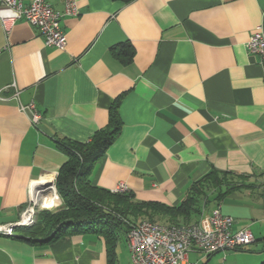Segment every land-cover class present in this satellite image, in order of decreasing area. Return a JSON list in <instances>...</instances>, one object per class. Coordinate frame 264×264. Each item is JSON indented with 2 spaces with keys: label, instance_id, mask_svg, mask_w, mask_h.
<instances>
[{
  "label": "crops",
  "instance_id": "1",
  "mask_svg": "<svg viewBox=\"0 0 264 264\" xmlns=\"http://www.w3.org/2000/svg\"><path fill=\"white\" fill-rule=\"evenodd\" d=\"M47 1L62 10V0ZM75 1L77 14L61 19L64 49L45 45L24 18L8 34L0 24V222L16 220L49 186L55 204L45 209L61 203L60 141L87 142L119 98L120 130L94 163L91 184L111 191L123 182L138 201L176 206L211 169L246 176L191 222L208 225L219 206L233 219L230 231L246 227L254 241L218 255L191 251L188 263L264 264V63L246 48L264 30V0ZM30 103L36 124L19 109ZM27 237L0 235V264H120L126 233L116 234L112 262L92 230L49 243Z\"/></svg>",
  "mask_w": 264,
  "mask_h": 264
},
{
  "label": "trees",
  "instance_id": "2",
  "mask_svg": "<svg viewBox=\"0 0 264 264\" xmlns=\"http://www.w3.org/2000/svg\"><path fill=\"white\" fill-rule=\"evenodd\" d=\"M130 1V0H124ZM129 57L132 48L122 45ZM119 98L112 104L108 123L95 131L87 142L60 141L67 159L55 178V187L61 198V207L55 211L40 212L37 223L19 228L32 242L49 243L59 236L82 231L100 234L107 247L109 261H113L116 234L125 233L139 219L157 221L156 215H167L173 223H190L193 213H200V206L210 200L219 201L226 194L246 185L248 178L227 172L209 170L193 182L185 198L176 206H165L157 202L138 201L131 193L112 192L91 184L90 174L96 160L112 143L120 130L117 113ZM235 177L239 181H232ZM213 192L209 199L208 193Z\"/></svg>",
  "mask_w": 264,
  "mask_h": 264
},
{
  "label": "built area",
  "instance_id": "3",
  "mask_svg": "<svg viewBox=\"0 0 264 264\" xmlns=\"http://www.w3.org/2000/svg\"><path fill=\"white\" fill-rule=\"evenodd\" d=\"M62 10L55 9L47 0H31L23 4L20 0H0V24L8 34L18 19L24 18L39 29L44 37V44L57 49H64L66 36L61 19L66 15H76L75 0H62ZM247 50L258 55L264 63V30L256 29L246 43ZM19 109L30 115V121L38 123L41 116L32 103L19 105ZM127 185L118 183L111 191L125 192ZM46 198L30 197L27 205L14 221L0 222V235L14 237L19 228L32 226L37 212L53 205L45 203ZM232 217L224 215L219 206L208 217V225L199 222L160 223L142 219L131 224L126 233L129 249V264H189L188 254L200 251L207 254L226 250L240 249L254 241L250 229L244 227L231 232Z\"/></svg>",
  "mask_w": 264,
  "mask_h": 264
},
{
  "label": "rangeland",
  "instance_id": "4",
  "mask_svg": "<svg viewBox=\"0 0 264 264\" xmlns=\"http://www.w3.org/2000/svg\"><path fill=\"white\" fill-rule=\"evenodd\" d=\"M230 179L232 181H237L238 180L235 177H230ZM238 181H239L238 183L241 182V180H238ZM60 207H61V203L56 205V206H54V207H52L51 209H49V211H55V210L59 209ZM44 210H45V208H42L39 211L42 212ZM39 211L36 214V218H35L34 224L37 223V218H38V215L40 213ZM127 247L128 246L126 244V240L124 239V237H121L119 242H118V245H117V252H118L117 255H118V258H120L119 259L120 260V264H128L130 253H129V251H128L129 249ZM218 254H222V252L220 251V252L216 253L215 255H218ZM191 257H192V254H191Z\"/></svg>",
  "mask_w": 264,
  "mask_h": 264
},
{
  "label": "bare ground",
  "instance_id": "5",
  "mask_svg": "<svg viewBox=\"0 0 264 264\" xmlns=\"http://www.w3.org/2000/svg\"><path fill=\"white\" fill-rule=\"evenodd\" d=\"M51 190H52V186H49V188L46 190V192L43 193L45 198H46L45 203L49 206L55 204L54 200L50 198V194H51L50 191ZM32 197H34V195Z\"/></svg>",
  "mask_w": 264,
  "mask_h": 264
},
{
  "label": "water",
  "instance_id": "6",
  "mask_svg": "<svg viewBox=\"0 0 264 264\" xmlns=\"http://www.w3.org/2000/svg\"><path fill=\"white\" fill-rule=\"evenodd\" d=\"M43 187H44V185H43Z\"/></svg>",
  "mask_w": 264,
  "mask_h": 264
}]
</instances>
